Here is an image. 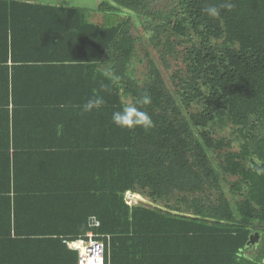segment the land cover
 <instances>
[{"label":"trees","instance_id":"16d2710c","mask_svg":"<svg viewBox=\"0 0 264 264\" xmlns=\"http://www.w3.org/2000/svg\"><path fill=\"white\" fill-rule=\"evenodd\" d=\"M160 1L101 0L92 12L0 0V53H10L13 63H24L16 55L43 53L86 54L89 63L111 58L109 76H86L89 96L96 92L106 101L93 111L107 139L86 142V149L102 154L92 165L107 184L70 190L81 193L86 211L80 221L57 228L111 235L105 264L109 256L111 264H264V173L249 167L252 154L264 158V0H228L231 10L220 8L225 0H177L169 12L157 7ZM213 5L220 8L217 18L206 12ZM97 12L103 23L93 19ZM139 25L198 38L188 51L185 110L156 66L143 83L131 74ZM145 93L152 101L144 108L152 129L111 123L122 103ZM195 102L199 109L190 111ZM226 127L234 140L221 135ZM220 172L235 177L231 188L242 196L236 208L226 196L210 194L221 190ZM129 191L152 203L128 204ZM91 217L99 226L90 225ZM170 239H178L174 247Z\"/></svg>","mask_w":264,"mask_h":264},{"label":"crops","instance_id":"0c3cea01","mask_svg":"<svg viewBox=\"0 0 264 264\" xmlns=\"http://www.w3.org/2000/svg\"><path fill=\"white\" fill-rule=\"evenodd\" d=\"M14 59L24 63L0 53V264H78V250L69 238L83 234L60 230L57 224L83 219L86 201L70 190L78 184H107L92 165L102 154L86 149V142L107 139L100 131L101 116L82 113L81 105L90 95L86 76L108 72L111 58L105 55L100 63H89L86 54L43 53ZM16 220L22 227H14ZM170 241L174 247L178 239Z\"/></svg>","mask_w":264,"mask_h":264},{"label":"rangeland","instance_id":"374dc122","mask_svg":"<svg viewBox=\"0 0 264 264\" xmlns=\"http://www.w3.org/2000/svg\"><path fill=\"white\" fill-rule=\"evenodd\" d=\"M40 1V0H35ZM51 3H60L63 5H76L86 6L88 8L97 7L101 0H41ZM177 3V0H161L157 7L163 9L165 12H169ZM93 19L99 23L104 22V15L101 12H97ZM134 32L139 39L136 44L135 54L130 64L131 74L141 83L148 78V72L152 66H156L171 92L177 98L182 109L185 110V101L183 99L184 92H189L188 87L189 77V49L195 43L198 38L195 36L180 35L172 33L168 27L162 29L159 32L148 31L143 28L142 25L134 28ZM193 40V42H192ZM199 109V104L193 103L190 111H196ZM221 135L234 140L235 136L232 134V129L226 127L221 131ZM235 148H237V141L234 142ZM213 163L217 166V155L213 152L209 153ZM221 173V190L215 193H210L213 198L216 196H226L231 200L232 206L236 208L237 202L242 199L239 192L231 188V184L235 177Z\"/></svg>","mask_w":264,"mask_h":264},{"label":"clouds","instance_id":"9594fccd","mask_svg":"<svg viewBox=\"0 0 264 264\" xmlns=\"http://www.w3.org/2000/svg\"><path fill=\"white\" fill-rule=\"evenodd\" d=\"M234 5L228 0L220 6L227 10H231ZM220 8L217 6H209L206 9L207 14L210 17L217 18L220 16ZM105 76H109V73H104ZM113 82L118 79L112 76ZM103 90L107 91V87L102 85ZM151 97L149 95L142 94L138 99L131 103H122L119 108L111 113V123L117 128L133 130L136 128H142L144 131H148L154 127V121L144 108L151 104ZM106 103L105 98L99 93L94 92L82 105V113H90L94 109L101 108ZM249 167L256 172L257 175L264 173V158L256 154H252L249 158Z\"/></svg>","mask_w":264,"mask_h":264},{"label":"built area","instance_id":"2783aa9c","mask_svg":"<svg viewBox=\"0 0 264 264\" xmlns=\"http://www.w3.org/2000/svg\"><path fill=\"white\" fill-rule=\"evenodd\" d=\"M137 194L127 192L126 202L133 204L141 202L137 199ZM95 218V217H92ZM90 220L91 226H99L100 222L95 218L94 221ZM110 235H98L93 231H89L86 235L78 237L73 240L71 244L79 253V264H105L106 250L109 245Z\"/></svg>","mask_w":264,"mask_h":264},{"label":"water","instance_id":"95a60500","mask_svg":"<svg viewBox=\"0 0 264 264\" xmlns=\"http://www.w3.org/2000/svg\"><path fill=\"white\" fill-rule=\"evenodd\" d=\"M94 219H95V218H92V221H94ZM250 242H254V238H253V237H251Z\"/></svg>","mask_w":264,"mask_h":264}]
</instances>
